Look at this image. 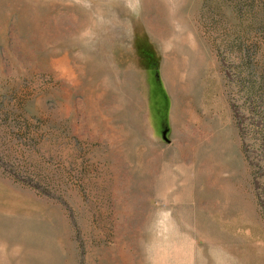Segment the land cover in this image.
Returning a JSON list of instances; mask_svg holds the SVG:
<instances>
[{"label": "rangeland", "instance_id": "1", "mask_svg": "<svg viewBox=\"0 0 264 264\" xmlns=\"http://www.w3.org/2000/svg\"><path fill=\"white\" fill-rule=\"evenodd\" d=\"M0 264H264V0H0Z\"/></svg>", "mask_w": 264, "mask_h": 264}]
</instances>
